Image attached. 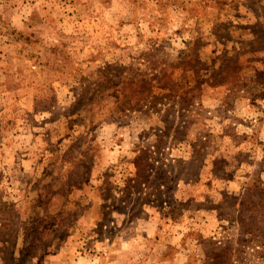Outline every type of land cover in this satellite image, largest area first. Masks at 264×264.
<instances>
[{"label":"rangeland","instance_id":"rangeland-1","mask_svg":"<svg viewBox=\"0 0 264 264\" xmlns=\"http://www.w3.org/2000/svg\"><path fill=\"white\" fill-rule=\"evenodd\" d=\"M0 264H264V0H0Z\"/></svg>","mask_w":264,"mask_h":264},{"label":"trees","instance_id":"trees-1","mask_svg":"<svg viewBox=\"0 0 264 264\" xmlns=\"http://www.w3.org/2000/svg\"><path fill=\"white\" fill-rule=\"evenodd\" d=\"M9 207L11 206V207H13V205H8ZM7 205H6V207H8ZM34 223L32 222L30 225H33ZM7 225V224H6ZM6 225H2L3 227H5Z\"/></svg>","mask_w":264,"mask_h":264}]
</instances>
